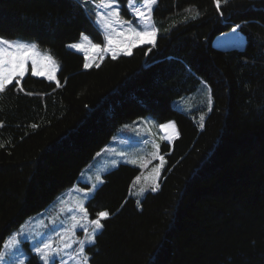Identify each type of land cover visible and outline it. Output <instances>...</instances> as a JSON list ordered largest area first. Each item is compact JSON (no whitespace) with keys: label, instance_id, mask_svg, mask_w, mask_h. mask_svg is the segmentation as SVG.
<instances>
[{"label":"trees","instance_id":"trees-1","mask_svg":"<svg viewBox=\"0 0 264 264\" xmlns=\"http://www.w3.org/2000/svg\"><path fill=\"white\" fill-rule=\"evenodd\" d=\"M117 1L125 10L127 0ZM91 7L0 0V37L33 41L58 63L54 80L25 74L0 93V249L120 127L149 117L176 130L159 146L158 188L138 199L140 170L129 164L103 175L86 203L93 218L109 213L86 248L89 263L264 264V0H228L220 11L214 0H158L154 43L86 68L67 46L82 34L101 41ZM190 8L200 13L194 20ZM237 24L242 49L213 46ZM201 82L212 109L203 122L198 108L172 106Z\"/></svg>","mask_w":264,"mask_h":264},{"label":"rangeland","instance_id":"rangeland-1","mask_svg":"<svg viewBox=\"0 0 264 264\" xmlns=\"http://www.w3.org/2000/svg\"><path fill=\"white\" fill-rule=\"evenodd\" d=\"M98 2L99 0H93V7L90 8V19L99 31L101 41L92 42L88 36L83 35L86 39L81 36L78 41L70 43L80 44V50L67 46L70 50L84 54L86 58L85 63L89 66L98 65L107 56L112 57V51H116L117 56L123 55L124 53L121 49L125 45H130L133 40H136V37L129 30L130 26L117 22L114 16L107 17L106 13L112 11V9L98 7ZM135 2L140 3L141 0H135ZM113 7L119 9L121 20L131 21V27L140 28V24L137 23L138 17L134 16L130 10L128 0L125 3V10L117 0ZM98 11L105 15V18L100 19L99 24L96 22V13ZM113 27H115L116 31H112ZM109 39L113 43L109 44ZM7 40L36 44L33 41L18 38ZM93 44H98L100 46L99 49H93ZM244 44V36L238 30L236 33H233L232 29L218 36L213 41V46L220 50H229L232 48L242 49ZM142 45L147 44H142L137 41L135 47ZM135 47H132L131 51ZM36 51L40 54L38 57L40 61L38 68L45 74L35 77L49 80L48 72L52 66L43 62V56L45 54L51 55V53L46 49L40 48L38 45ZM53 59L55 60L54 57ZM26 69L25 74H31V61H28ZM57 70L58 63L56 61L55 76ZM19 78L16 77V79ZM209 97L210 90L208 86L204 82H201L195 91L174 99L172 106L185 113H189L198 108L200 111L198 110L199 113L196 116L198 117V121L201 122V115L204 116L205 113L209 112ZM138 120L120 127L111 138L109 144L96 153L92 161L79 174L76 182L72 186L60 191L45 209L27 217L16 229L6 236L0 253L5 254L10 264H19L20 260H23V264H29V261H32L31 264H38L37 259L35 260L33 244L37 240H46L49 237L52 238L54 247L63 248L65 242L71 244V248L64 249L61 252V256L55 258L56 264H62L61 257L67 260L68 264H79V258L73 260L72 256L75 255V250L79 247L77 241L86 240V235L84 228L79 227L77 222L72 220V217H77L79 224H83L91 232L92 226L89 224V221L97 217H91L87 210L88 216L84 219V214L79 209V205L83 204L84 208L87 209L86 203L88 199L100 185L96 177L100 176L103 180V175L116 168L119 164H129L140 170L132 187L138 199L146 192L152 191L153 186L158 185V180L164 168V159L163 162L159 159L160 156H163L159 146L161 142L170 143L175 138V126H173V122L158 124L149 117L142 118L141 121ZM157 169L159 170L158 172ZM93 185H95V189H93ZM85 192H88L87 196H85ZM21 230H23V235L17 236V240L20 241L18 251L11 246L5 249V243H8L10 238ZM90 245L85 244V252L86 248ZM13 252H15V255H12Z\"/></svg>","mask_w":264,"mask_h":264},{"label":"snow or ice","instance_id":"snow-or-ice-1","mask_svg":"<svg viewBox=\"0 0 264 264\" xmlns=\"http://www.w3.org/2000/svg\"><path fill=\"white\" fill-rule=\"evenodd\" d=\"M87 2V0H86ZM228 0H214V4L216 6L217 11H220L221 4H227ZM116 4V0H99L98 7H102L105 9H112V11L106 13L107 17H115L117 22L121 24H128L130 26V32L132 35L136 37V40H133L130 45H125L121 50L123 51L124 55H131V48L137 45V41L142 44H152L155 41L156 34L158 29L154 25L153 20V9L158 4V0H141L140 3H136L135 0H128L129 8L133 12L134 16L138 17L137 23L140 24V28L137 29L136 27H131V21H123L120 19L119 16V9L113 7ZM186 12L194 13L190 15V17H186V19H196L200 13L197 12L194 8L186 9ZM222 14V13H221ZM97 16V23H100V19L105 18V15L101 12L96 13ZM241 25L237 24L233 29L232 32L236 33L238 29H240ZM112 31H116L115 27L112 28ZM83 37V34H82ZM86 39V37H83ZM108 43H113L112 40H108ZM69 48H74L77 50L81 49L80 44H69ZM98 44H93V49H99ZM37 45L32 43H24L20 41H11L0 37V93H4L5 90L8 88L9 85H12L13 80L16 77H20L21 79L24 77L25 72L27 71L26 65L28 61H31V75H44L43 71H40L38 68V57L40 54L36 51ZM150 50V49H149ZM117 58V52L112 51V59L115 60ZM43 62L46 64L51 65V70L48 72V79L54 80L55 79V67L56 61L53 59L51 55L45 54L43 56ZM99 67V65H96ZM85 67H89L88 64H85ZM20 83L19 80H16V84ZM59 86V85H58ZM23 90V89H21ZM31 95V93H29ZM209 111H211V97H209ZM201 122L204 120V116L201 115L200 117ZM174 126V125H173ZM0 127H3L0 124ZM35 128L36 125H33ZM163 127V126H162ZM200 127L203 128L204 124L201 123ZM3 144H0V147H3ZM99 155V154H98ZM159 159L163 162V156H160ZM159 170L157 169V172ZM139 179V178H137ZM98 183L102 184L104 181L101 179L100 176L96 177ZM158 188V185L152 187V191L155 192ZM93 189H95V185H93ZM143 191V189H141ZM88 195V192H85V196ZM139 204V201L137 202ZM79 209L83 212V218L86 219L88 216L87 209L84 208L83 204L79 205ZM109 213L107 211H100L97 213V218L92 219L89 221V224L92 226L91 232L83 225L79 224L77 217L73 216L72 220L76 221L78 226L84 228L86 240H79L77 241L79 247L75 250V255L72 256L73 260L79 258V264H89V257L85 252V244H95V235L96 233L104 227L101 223L102 219L108 218ZM23 230L18 232L17 234L13 235L10 238L8 243H5V249H8L10 246L15 248L18 251V245L20 241L17 240V236H22ZM75 235V233H73ZM71 248V244L65 242L63 244V248L54 247L53 240L49 237L46 240H37L33 244V251L35 253V258L38 261V264H56L55 258L61 256V252L64 249ZM15 255V252L12 253ZM62 264H68V261L61 257ZM0 264H10L9 260L6 258L4 253H0ZM19 264H23V260L19 261ZM29 264L31 262L29 261Z\"/></svg>","mask_w":264,"mask_h":264}]
</instances>
